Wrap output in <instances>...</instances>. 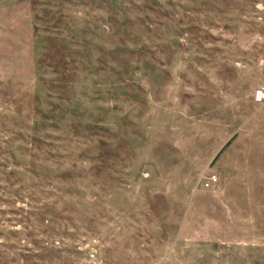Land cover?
<instances>
[{"label":"rangeland","instance_id":"1","mask_svg":"<svg viewBox=\"0 0 264 264\" xmlns=\"http://www.w3.org/2000/svg\"><path fill=\"white\" fill-rule=\"evenodd\" d=\"M0 264H264V0H0Z\"/></svg>","mask_w":264,"mask_h":264}]
</instances>
